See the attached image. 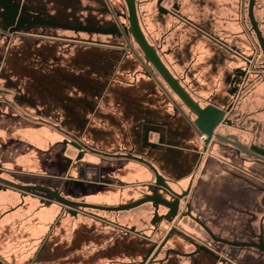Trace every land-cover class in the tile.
<instances>
[{
  "label": "flooded vegetation",
  "instance_id": "1",
  "mask_svg": "<svg viewBox=\"0 0 264 264\" xmlns=\"http://www.w3.org/2000/svg\"><path fill=\"white\" fill-rule=\"evenodd\" d=\"M122 1L125 4V12H120L112 0H79V4L69 0L65 9L69 15L83 20L87 19L88 14H93L96 20L101 22L102 28L78 27L51 21L50 17H47V20H29L51 21L84 29L112 30L113 34L105 36H116L123 41L125 47L110 48L122 53L123 59L130 58L139 66V70L130 75L131 84L135 82L137 76L154 81L169 102L173 110L172 116L156 118L151 115L150 110L142 111L141 115L139 110L131 112L132 115L139 112L137 119L144 123L145 127L134 125L135 121L133 125H124L126 132L123 135L116 134L117 142L106 144L108 147H101L97 142L102 137L96 134L95 128L83 126L79 127L78 132L74 131L71 123L56 120V112L49 111L43 115L35 104L18 91L11 98L0 89V194L18 196L17 205L3 211L0 220L16 215V219L25 222V225L19 227L21 233L25 234L24 240L39 245L33 263L43 254L47 245L55 241V235L60 227L69 232V235L82 236L80 241L88 243L90 237H85L84 230L87 226L83 223L95 220L104 228L115 230L116 237L132 236L141 243H150V247L142 254L140 260L127 255V262L118 259L116 263L234 264L231 258L223 256L216 250V244L227 248L259 249V245L264 246L263 231L257 242L231 241L218 237L214 232V226L221 225L224 221L229 223L233 218L243 221L242 226L246 228L248 222L246 210L251 212L253 208L264 209V189L261 187L255 189L247 179L251 176L257 183L264 181L261 173L264 169V159L254 151L255 147L261 149L264 147L255 142L247 145L238 136L229 133L234 129L247 134L249 126L252 125L248 119L264 110L259 108L250 114L237 113L242 99L259 94L262 90L261 85L264 84V54L249 17L251 0H236L239 9L235 16L230 13L232 0H228L225 6L229 13L223 19L221 18L223 15L216 14L214 0H147L145 5L154 6V12L149 10L150 15L149 17L146 15L145 18L139 17L138 4L134 0L141 32L169 73L200 109L211 105L223 112V118L214 128L211 137L200 132L195 125L197 115L145 59L143 51L130 32L128 8L125 0ZM257 1L252 0V15L264 39L261 25L256 18ZM210 5H213V9ZM23 6L19 4L18 19L23 18ZM108 17L111 19L112 28H103ZM216 22L224 24L223 34L215 26ZM168 23L172 25L167 30ZM8 24L9 21L1 30L2 36L16 35L21 26L10 32L13 27H9ZM235 26L238 27V31L235 30ZM148 30L160 35L155 45L149 38L151 33L148 34ZM183 34L188 35V41L182 48V53H179L180 37ZM201 39H206L210 43L213 73L221 67H230L222 68L225 88L221 94H218L220 91L217 93L212 85L213 89H205L199 81L191 79L193 74L190 73V64L194 63L193 58L198 57L196 54L192 56L191 49ZM169 45L172 47L167 48ZM248 50L251 54H248ZM65 60L69 61L68 64L63 63L64 69L68 72L74 65L76 69H81L76 67L74 61L71 62L69 56ZM88 63L89 68L84 67L81 70L92 71L91 62ZM35 65L40 67L39 63ZM176 67H180L181 70H176ZM56 75L58 76L50 77L48 81L57 83L60 80H67L66 77H61L60 72ZM73 79L82 83L89 80L87 77ZM115 79L109 77L108 84L115 83ZM70 80L66 82L69 83ZM100 112L96 111L94 115ZM24 121L35 123L37 127L46 130L45 135H42L46 145L41 158L33 156L35 155L33 149L39 147L32 141L39 136L25 137L18 133V127H22ZM222 129L224 133H221ZM255 130L257 131V128ZM23 138L30 140L26 141ZM25 143L30 150L26 154L22 148ZM193 156L196 157L195 160ZM36 159L38 161H35ZM6 164L20 166L35 164L37 170L40 169L38 166H41L43 171L47 172L41 176L49 179V186L21 185L10 180L5 174L10 172L3 167ZM249 165L256 168L249 169ZM132 205L137 206L114 210ZM147 208L152 210L149 223L146 222L149 218L145 211ZM95 212L114 217L109 219ZM137 212L140 215H136ZM260 212L256 211L255 217L252 216V220L253 218L255 220L251 224L255 223L263 230L264 219ZM40 218L45 221L41 226ZM30 220L34 221L32 234H28L29 228L26 226ZM188 220L192 224L190 227L201 231L207 240L188 234L184 228V225L189 223ZM69 221L79 222L78 227L69 224ZM140 223L147 224V230H151L149 235L135 228V224ZM164 224H169L170 227L164 231L161 240L158 237L154 239V235L163 232ZM158 260V263H154ZM2 262L0 255V264H3ZM51 264H54V261Z\"/></svg>",
  "mask_w": 264,
  "mask_h": 264
},
{
  "label": "rangeland",
  "instance_id": "2",
  "mask_svg": "<svg viewBox=\"0 0 264 264\" xmlns=\"http://www.w3.org/2000/svg\"><path fill=\"white\" fill-rule=\"evenodd\" d=\"M3 1H5L7 4H12L11 6L15 8L18 6V14L20 8L19 4H23V18L26 19L47 20V17H50L52 18L51 21L53 20L55 22L64 24L76 25L78 27L88 26L87 28H102L101 22L96 20V17L93 14H88L87 19L83 20H80L79 18L75 19L72 15H69L70 13L66 12L64 9L69 3V0ZM73 1H75L74 3H80L79 0ZM112 1L120 12L126 11L125 4L122 0ZM136 1L138 4L139 17L145 18L150 15V11L154 12V6L145 5L147 0ZM227 1L228 0H214L216 14L223 15V17L218 16L219 18L221 17L223 19L224 16H227L229 13L227 7L225 6ZM231 2L232 5L230 8V13L235 16L239 6L236 0H232ZM210 7L213 9V5H210ZM256 18L260 23L261 30L264 34V0L257 1ZM8 21L9 19L5 11L0 6V89H2L5 94H9V97L13 98L12 95L18 91L20 94L26 96L33 104H35L36 107L41 110L43 115L48 114L49 111H54L56 112L55 118L57 121L59 119L63 122L71 123L72 130L77 132L79 131V127H82L86 122L93 120L92 116L96 111H101L102 114H107V116L110 117L116 116L113 110H127L129 105L132 106L133 103H128V101L124 102L121 100V97L107 98V91L110 89V87L107 85L109 83L108 78L116 77L127 79L130 75H119L118 71L113 69L112 66V69H110V66H107V68L105 66L102 70L92 69L93 71L87 70V72H85L86 70L80 71L77 69L68 72V70L64 69L65 65L63 64V61L68 56L71 58L72 63L73 61H79L80 52L83 53V57L85 55L87 57L92 56L91 58L87 59L88 62L107 61L115 64L118 61H123L122 53L115 52L117 50L110 48L117 46L124 48L125 45L121 39H118L113 35L105 36L80 33L47 25H37L34 23L21 25V28L16 35L5 34L2 36L1 30L7 26ZM145 23L147 24L146 21ZM171 25L172 23H168L167 30ZM223 25L224 24L222 22H216L215 25L218 29H220L219 31L221 34H223ZM103 28H112V22L109 17L106 20V24H104ZM235 30L238 31V27L235 26ZM149 32L151 34H149ZM148 34L150 40L155 45L158 42L160 35L153 34V32L150 30H148ZM170 47H172V45H169L167 48ZM248 54H251L250 50H248ZM260 59L262 60V58ZM260 59L258 64H260ZM37 63H39L40 67L35 65ZM52 66H55L58 70H54V68L52 69ZM96 71L102 76L96 75ZM55 72H60L61 77H66L67 80H60V84L53 85L51 81H48V79L54 76L57 77L58 75H56ZM78 77H87L89 80L82 83L78 82L77 79H73ZM40 78L44 79L41 80ZM69 79H71V82H66L69 81ZM261 86L262 91H264V84ZM160 92L162 93V91ZM253 96L254 94H252V96L249 95L246 97V99H242L241 104L237 109L238 114H250L259 108L264 109V98L258 99L257 103H254L255 97ZM166 104L168 106L167 113L172 115L173 110L169 102L167 101ZM27 109H29V107H27ZM258 117L260 116L255 115L248 119L249 123L252 125L249 126V132H247V134H242L234 129L230 130L229 133L238 136L239 139L247 145L255 142L264 147V124L261 123V120H257ZM21 126L25 132L28 131V129L30 130L32 127H34L33 136L43 135L36 133V131L38 132L39 130H36L35 126L37 125L35 123L32 124L24 121ZM256 128L257 131L255 130ZM221 133H224L223 129L221 130ZM23 134L24 136H27V134ZM35 146L39 148H34L33 152L35 155H32L34 157L41 158L45 151V146H42L43 148L37 145ZM22 148L25 154L30 152V150L27 149L26 143ZM57 149L59 151L60 146L57 147ZM195 158L196 157L193 156L194 160ZM35 161L38 160L36 159ZM3 167L7 169V172L11 173H5L6 176L10 178V180H14L21 185H39L44 187L49 186V179L41 176L47 173L46 171H43L41 166H38L40 167L38 170L35 164L22 166L14 165V167L4 165ZM251 167L255 166H248L249 169ZM261 173H263L264 176V169L263 172L261 171ZM35 175H40L41 177ZM247 179L249 180V184H252L255 189H259V187L264 189V181L257 183L251 176L247 177ZM145 211L149 217L146 219V222L149 223L152 210L147 208ZM256 211H261L260 214L264 219L263 208L257 210L256 208H253L251 212L246 210L248 220L246 228L242 226L243 221L240 222L238 219L235 220V218H233L231 221H229V223L228 221H224L221 222V225L219 224L214 226L215 234L218 237L229 239L231 241L257 242L259 236L262 233L261 231H263L264 236V225L262 230V228H260L255 223H253V225L251 224V222L255 220V218L252 220V216L255 217L254 214ZM96 214L109 219H113L114 217V215L112 216L102 212ZM123 215L125 214H120V216ZM136 215H140V213L137 212ZM232 217H234L233 214ZM44 223L45 221L40 218V226ZM69 224H75V227L77 228L79 222L69 221ZM83 224L87 226V228L84 230L86 233L85 237H90L88 238V243L80 241V237L82 236L75 237L73 234H71L73 231L70 232L71 235H69V232H65L63 228L60 227L55 235V241L53 243L50 242L47 245L46 250L40 257L36 258V262L34 264H51L53 261L54 264H120L116 263L115 261L121 259L125 263L128 260L127 255H131L133 258L140 260L142 254L150 247V243H141L132 236L120 235L119 237H116L117 232L115 230L104 228L102 224L96 222L95 220H88L87 223L85 222ZM135 225V228L139 231L145 232L147 235L150 234L151 230H147V224L144 225V223H140ZM190 225L192 226L190 221L187 225H184V228L189 235L202 240H207V237L204 236L201 231L190 227ZM169 227V224H164L163 232L161 231L162 233L160 235H154V239H157L158 237V239L161 240L164 231H167ZM27 232L28 234H32L31 228L28 229ZM38 247L39 245L36 247L29 245L30 253L32 251L35 252ZM215 248L218 252H221L223 256L231 258L234 264H264V253L254 247L227 248L224 245L216 244ZM101 253L103 254L99 255ZM48 261H50V263H48ZM158 262L159 260L155 261L154 263ZM28 263L29 261L25 264Z\"/></svg>",
  "mask_w": 264,
  "mask_h": 264
},
{
  "label": "crops",
  "instance_id": "3",
  "mask_svg": "<svg viewBox=\"0 0 264 264\" xmlns=\"http://www.w3.org/2000/svg\"><path fill=\"white\" fill-rule=\"evenodd\" d=\"M66 9V6L65 8ZM188 35L183 34V36L180 37V42L179 46L181 47L179 50V53H182V48L186 46V43L188 41ZM172 41V39H171ZM170 41V42H171ZM210 43L206 39H201L199 42H197L194 47L191 49V54L193 55H198L197 58H193L194 63H191V71L190 73L193 74L191 79H196L199 81V84L203 86L205 89H211V85L215 90H217L218 94H221L223 92V69L222 68H228V66L221 67L219 70H217L215 73H213L214 69L212 68L211 65V57L212 53L210 50ZM86 53V51H85ZM196 57V56H195ZM80 60L74 62L76 64V67L84 69L89 68V63L87 62V56L85 55L83 57V53L80 52L79 55ZM183 59L185 60L184 56ZM72 62V61H71ZM63 63H69V61L64 60ZM229 64V61H228ZM94 67H92V66ZM90 68L92 69H99L102 70L103 67L110 66V69H115L118 71L119 75H131L136 73V71L139 70V66L132 61L130 58H125L123 61H118L115 64L110 63V62H105V61H94L90 63ZM112 66V68H111ZM54 68L57 69L55 66H52V69ZM72 70H77L75 68V65ZM81 69H79L81 71ZM91 69V70H92ZM58 70V69H57ZM71 70V71H72ZM176 70L180 71V67H176ZM93 71V70H92ZM95 73V72H94ZM98 76H102L100 74L95 73ZM39 76V75H38ZM116 78V77H113ZM44 79V78H40ZM63 79V78H62ZM80 79V77H78ZM103 79V78H102ZM132 79L130 78H116L115 83H110L108 86L110 89L107 91V98H116V97H121L122 101H128V103H133L132 106L129 105L127 107V110H117L115 112L116 116H107V114H102L101 112L93 115L90 122H86L84 127L89 126L92 128H95V132L98 135H101V140L97 142L99 146L101 147H108L106 144H114L117 142V137L116 134L118 135H123L126 130H124V125H134L140 126V128H144L145 124L142 122H139L137 117H139V112L136 115H132L131 112L135 111H140L145 112L147 110H150L152 113V116H155L156 118L160 116H165L168 115V117H171L172 115H169L167 113V100L165 97H163L162 93L160 92L161 90L159 87L156 85V83L144 76H137L135 79V82L131 84ZM53 85L60 84V82H52ZM63 84V83H62ZM212 88V89H213ZM221 89V90H219ZM157 92V93H155ZM160 94H159V93ZM216 93V94H217ZM106 95V94H105ZM255 99L254 103H257L258 99H263L264 98V91H260L259 94H254ZM257 97V98H256ZM262 97V98H261ZM124 99V100H123ZM264 111V110H263ZM260 112L258 115L260 117L257 118V120H261V123L264 124V113ZM257 115V116H258ZM136 116V117H135ZM86 117V116H85ZM175 121V120H174ZM140 123V124H138ZM36 127V130H39L38 132L36 131L37 134L41 135L44 134L46 130L42 127ZM83 127V126H82ZM21 128V129H20ZM18 127V133H25L27 136L25 137H31L33 135V128L28 129V131H24L23 127ZM17 131V129H16ZM24 135V134H23ZM26 141H29L28 139H24ZM35 145L40 146L43 148L46 143L43 140L42 136H39L37 139H33ZM43 146V147H42ZM9 166H13L12 164H6ZM18 196L16 194L6 195V194H0V215L2 214L3 211H7V209L14 207L18 203ZM10 202L8 205L6 203ZM15 216H8L4 217L3 219L0 220V255L3 259V264H25L29 261L28 264H34L33 259H34V254L35 252L30 253L29 245L30 246H38L36 243H27L26 240H24L26 237L21 233L19 230V227L21 225H25L24 221H20L19 219H16ZM23 223V224H19ZM19 224V225H18ZM34 221L30 220L28 222V225H26L29 229L34 230ZM28 236V235H27ZM30 236V235H29ZM31 255H30V254ZM31 259H30V256Z\"/></svg>",
  "mask_w": 264,
  "mask_h": 264
},
{
  "label": "water",
  "instance_id": "4",
  "mask_svg": "<svg viewBox=\"0 0 264 264\" xmlns=\"http://www.w3.org/2000/svg\"><path fill=\"white\" fill-rule=\"evenodd\" d=\"M128 13H129V21H130V32L133 34L136 42L138 43L139 47L143 51L145 55V59L149 61L156 71L160 74V76L164 79V81L169 85V87L178 95V97L191 109L196 115L197 120L195 121V125L198 127L200 132L208 137H211L213 134L214 128L221 122L223 118V112L217 109L214 106H207L204 109H200L197 104L193 102V100L189 97V95L185 92V90L179 85L178 81L173 78V76L169 73L167 68L163 65L159 57L157 56L155 50L148 44L145 37L143 36L141 29L138 24L137 19V12H136V5L134 0H125ZM12 4H7L5 1L0 0V6L5 10L6 15L9 19L8 26L13 27L10 29V32H14L18 29L19 26L27 23H34V24H45L52 27H57L64 30H71V31H80V32H89V33H97V34H113L112 30H96V29H84V28H73L64 25H60L54 22H42V21H33L29 19L20 18L18 19V11L17 8L11 6ZM252 5L253 2L251 0L250 7H249V17L253 26V29L256 33L257 39L261 45L263 54H264V39L262 38L259 30L256 27L253 15H252ZM255 153H257L261 158L264 159V149L255 147ZM158 180L160 179L157 176ZM133 206H126L120 208H114V210H125L132 208ZM259 249L264 251V246L261 244L258 246ZM232 264V263H228Z\"/></svg>",
  "mask_w": 264,
  "mask_h": 264
},
{
  "label": "bare ground",
  "instance_id": "5",
  "mask_svg": "<svg viewBox=\"0 0 264 264\" xmlns=\"http://www.w3.org/2000/svg\"><path fill=\"white\" fill-rule=\"evenodd\" d=\"M20 19V18H19ZM19 19L17 21H19ZM73 28H76V27H73ZM102 31H105V30H102ZM149 62V61H148Z\"/></svg>",
  "mask_w": 264,
  "mask_h": 264
}]
</instances>
